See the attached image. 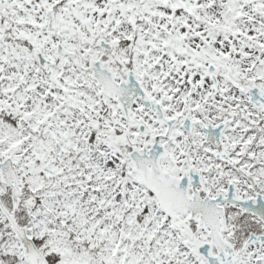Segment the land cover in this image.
I'll list each match as a JSON object with an SVG mask.
<instances>
[{
    "label": "snow or ice",
    "instance_id": "6c2138e0",
    "mask_svg": "<svg viewBox=\"0 0 264 264\" xmlns=\"http://www.w3.org/2000/svg\"><path fill=\"white\" fill-rule=\"evenodd\" d=\"M0 264H264V0H0Z\"/></svg>",
    "mask_w": 264,
    "mask_h": 264
}]
</instances>
